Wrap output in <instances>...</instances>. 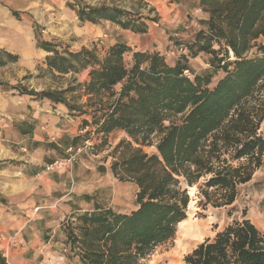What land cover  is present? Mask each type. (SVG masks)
Masks as SVG:
<instances>
[{
    "label": "trees",
    "instance_id": "obj_1",
    "mask_svg": "<svg viewBox=\"0 0 264 264\" xmlns=\"http://www.w3.org/2000/svg\"><path fill=\"white\" fill-rule=\"evenodd\" d=\"M73 4L81 23L148 31L150 18L139 10ZM198 6L208 15L205 27L185 49L192 58L208 55L223 72L212 86L211 73H184L192 72L186 55L170 62L159 50L132 51L118 41L100 56L94 47L71 50L36 38V47L47 52L45 71L73 78L62 89L23 93L63 104L81 117L82 129L94 127L72 137V145L93 133L105 144L112 132L123 131L126 137L110 151V168L119 181L136 186L129 212L96 206L68 221L66 245L80 264H144L186 219L188 187H196L199 205L231 210L239 187L263 163L264 0H198ZM0 55V66L19 60L4 50ZM85 70L87 79L78 82L75 75ZM182 264H264V234L243 213L198 243Z\"/></svg>",
    "mask_w": 264,
    "mask_h": 264
},
{
    "label": "crops",
    "instance_id": "obj_2",
    "mask_svg": "<svg viewBox=\"0 0 264 264\" xmlns=\"http://www.w3.org/2000/svg\"><path fill=\"white\" fill-rule=\"evenodd\" d=\"M75 1L0 0V50L19 57L16 63L19 71L35 67L47 54L36 47L33 28L27 25V12L40 9L38 3L62 6L59 13L62 25L75 26L78 35L102 34L99 24H81ZM81 1L90 5H118L116 0ZM139 1L147 11L152 9L159 21L176 20L171 21L176 25L173 34L187 39L184 43H191L196 32L205 27L208 15L199 8L198 0ZM182 12L188 18L184 27L178 25ZM123 31L131 39L136 38L134 33ZM80 120V116L71 114L63 104L45 98L25 93L7 99L0 96V165H3L0 168V264H44L54 258L58 239L72 216L98 206L95 201L98 188L110 193L108 184L95 182V176L85 174L80 162L62 172L45 170L47 163L65 155V148L71 144L68 137L86 130L81 128ZM8 174L14 175L9 178L15 180L13 184L5 177ZM98 207L112 205L109 202Z\"/></svg>",
    "mask_w": 264,
    "mask_h": 264
},
{
    "label": "rangeland",
    "instance_id": "obj_3",
    "mask_svg": "<svg viewBox=\"0 0 264 264\" xmlns=\"http://www.w3.org/2000/svg\"><path fill=\"white\" fill-rule=\"evenodd\" d=\"M116 1H118L117 6L127 11L135 13L136 10H139L143 15L149 16L150 20H145L148 25V31L145 34L134 33L136 38L131 39L130 34H126L116 25L101 22L97 25H101L102 34L95 37L78 35L75 33V26L69 24V27H66L62 25L59 17L62 6L38 3L40 9H31L30 12H27V25H31L35 33V37H33L34 44L36 45V38L39 37L44 40H54L60 43L62 47L68 46L71 50H79L81 47H94L98 54L102 56L110 45L121 41L125 42L132 51L159 50L170 62L186 55L192 67L189 77L193 78L195 74L206 75L211 73L210 86L223 75L221 70H215L210 65L208 55L199 54L196 58H192L188 54L189 52L185 49V43L183 42L187 39L173 34L176 25L172 24L171 21L176 20L159 21L158 15L147 11L144 3L140 6L138 0ZM185 2H189V0H185ZM72 16L73 14L70 15V17ZM153 17L158 19L152 20ZM178 17V25L184 27L188 23L186 12H182ZM130 32L127 30V33ZM2 57L4 58L3 55ZM130 57L131 55L128 54L125 61L129 62ZM43 60L44 58L41 61L38 60L35 67L27 68L26 72L17 69L16 63L19 60L17 62H7L0 66V96L7 99L17 93L22 94L25 91L24 89L42 91L65 88L72 80L73 75L60 76L56 74L53 76L47 73ZM75 78L78 82H84L87 79V72L78 73ZM13 86L18 87L12 88ZM87 130L94 131V127H88L82 134ZM260 132L264 136V121L261 123ZM125 137L123 131L116 130L109 135L107 142L102 144L99 137L93 133L91 134V140H89L92 145L86 151L81 152L76 161L80 162L85 168V174L95 176V182L105 181L108 184L110 193L107 189L102 190L100 188L95 191L97 205L111 202L113 209L120 212H129L136 207V186L131 182L119 181L112 174L110 168L113 160L112 156L109 155L110 151ZM68 138L71 142L72 138ZM79 142L82 143V141ZM142 150L149 154L156 152L154 146H143ZM13 176L5 175L7 179ZM9 180H11L10 184L15 182L13 178ZM4 181L7 182L8 180ZM196 194L197 189L194 190L192 195L189 193L190 202L187 210L186 219H188V222L186 227L185 225L181 227L178 225L175 237L168 243L157 247L144 264H182L184 255L190 252L198 243L205 238L212 237L218 230H221L233 220L242 219L243 213L264 234V158L262 165L254 172L252 179L239 187L238 197L231 210L232 206L218 208L211 205L201 206L198 204L199 199ZM229 210L230 212H228ZM66 238L67 231L63 229V234L58 239L59 244L56 247L57 255L50 260H46L44 264H80L78 258L69 251Z\"/></svg>",
    "mask_w": 264,
    "mask_h": 264
},
{
    "label": "built area",
    "instance_id": "obj_4",
    "mask_svg": "<svg viewBox=\"0 0 264 264\" xmlns=\"http://www.w3.org/2000/svg\"><path fill=\"white\" fill-rule=\"evenodd\" d=\"M184 73L190 76V73L185 70ZM92 144L89 140L84 141L78 145H68L65 148V155L58 157L45 165L46 171L62 172L70 168L76 161L81 152L86 151Z\"/></svg>",
    "mask_w": 264,
    "mask_h": 264
},
{
    "label": "bare ground",
    "instance_id": "obj_5",
    "mask_svg": "<svg viewBox=\"0 0 264 264\" xmlns=\"http://www.w3.org/2000/svg\"><path fill=\"white\" fill-rule=\"evenodd\" d=\"M196 189V187L195 186H192V187H189L188 188V192L192 195L193 193H194V190ZM191 203H192V201H191ZM194 204V203H193ZM190 221V220H189ZM187 222H188V219H184V220H182L180 223H179V227H181V226H183V225H185V227H186V224H187ZM189 224V223H188ZM191 227V226H190ZM186 229V228H185Z\"/></svg>",
    "mask_w": 264,
    "mask_h": 264
}]
</instances>
